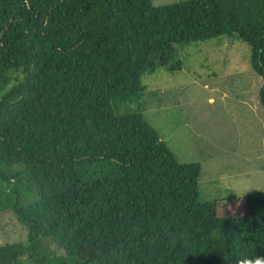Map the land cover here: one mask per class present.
I'll return each instance as SVG.
<instances>
[{
    "label": "trees",
    "instance_id": "obj_1",
    "mask_svg": "<svg viewBox=\"0 0 264 264\" xmlns=\"http://www.w3.org/2000/svg\"><path fill=\"white\" fill-rule=\"evenodd\" d=\"M234 34L264 110V0H0V218L26 231L0 264L264 256V191L200 200V164L143 109L141 78L179 69L175 44Z\"/></svg>",
    "mask_w": 264,
    "mask_h": 264
},
{
    "label": "rangeland",
    "instance_id": "obj_2",
    "mask_svg": "<svg viewBox=\"0 0 264 264\" xmlns=\"http://www.w3.org/2000/svg\"><path fill=\"white\" fill-rule=\"evenodd\" d=\"M178 1L180 0H151V4L160 6ZM174 47L176 50L174 60L180 61L179 69L156 67L152 73L144 74L141 78L144 87L142 100L145 118L160 133L180 162L200 164L198 188L200 200L228 197L231 194H247L248 192L237 193L240 186L236 187V191H224L227 189L225 180L213 184L210 177L215 172L219 176L227 177L229 171L227 168L215 169L224 166L222 162L214 164L215 161L212 159L202 160L201 150L208 149L210 145L208 133H212L214 141L213 135L219 131L225 142L241 134L238 121L234 122L231 113L226 111H238L240 105L228 100L227 106L222 108L217 106V103L224 104L227 95L236 92L240 98L251 97L249 99L252 101L257 98L256 88L262 79L250 67L249 48L235 34L200 42L175 44ZM173 63L175 62L172 61L171 64ZM142 100L140 99L141 102ZM238 113L239 118L244 115V112ZM209 117L217 119L219 123L208 121ZM247 120L248 118H244L239 121ZM250 123L254 134H259L261 124L255 116H252ZM245 130H251V127H246ZM238 147H242L240 142ZM248 147L250 148L248 145L245 146ZM232 155L233 153L229 152L225 153L224 157L227 159ZM234 170L237 172V169ZM230 178L234 182L244 181L235 174ZM250 180L253 182L245 190L252 193L264 191V180L258 187L254 186L257 175ZM232 214H236V211ZM25 239V229L11 214H4L0 218V244Z\"/></svg>",
    "mask_w": 264,
    "mask_h": 264
},
{
    "label": "crops",
    "instance_id": "obj_3",
    "mask_svg": "<svg viewBox=\"0 0 264 264\" xmlns=\"http://www.w3.org/2000/svg\"><path fill=\"white\" fill-rule=\"evenodd\" d=\"M258 88H256L257 98H255V101L249 99L251 97L240 98L239 93L236 92L227 95L224 104H222V102L217 103V106H222V108L227 106L228 100H232L233 102L240 105L239 110L243 109V111H226L231 113L232 120L234 122L237 123L238 121V127L241 134L233 136L229 142H225L222 140V134L219 131L213 135L214 141L212 140V133H208V144L210 145L208 146V149L201 150L202 160L212 159L215 161L214 164L222 162L224 163V166L215 169H228L229 175L227 177L219 176L216 174V172L212 177H210V180L213 182V184L218 181L225 180L227 183V189L224 191H236V187L240 186V190L239 192L237 191V193L249 192L248 190H245V188L253 182L250 179H252L254 175H257V180L254 184L255 187H258L264 180V110L262 106H260L258 100ZM238 112H244V115L239 118ZM252 116H255V118L261 124L259 134H254V130L250 123ZM244 118H248V120L246 122L239 121L240 119L243 120ZM208 121L216 123L218 120L209 117ZM246 127H251V130H245ZM239 142L242 144L241 148L238 147ZM228 144L232 145L229 146ZM246 145L250 146V148H245ZM229 152H232L233 155L226 159L224 154ZM234 169H237V172H235ZM234 174L242 177L240 180L244 181L234 182L233 179L230 178Z\"/></svg>",
    "mask_w": 264,
    "mask_h": 264
},
{
    "label": "clouds",
    "instance_id": "obj_4",
    "mask_svg": "<svg viewBox=\"0 0 264 264\" xmlns=\"http://www.w3.org/2000/svg\"><path fill=\"white\" fill-rule=\"evenodd\" d=\"M231 264H264V256L254 253L241 254L232 258Z\"/></svg>",
    "mask_w": 264,
    "mask_h": 264
}]
</instances>
